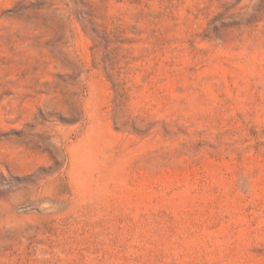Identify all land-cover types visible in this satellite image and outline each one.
<instances>
[{"label":"rangeland","instance_id":"obj_1","mask_svg":"<svg viewBox=\"0 0 264 264\" xmlns=\"http://www.w3.org/2000/svg\"><path fill=\"white\" fill-rule=\"evenodd\" d=\"M0 264H264V0H0Z\"/></svg>","mask_w":264,"mask_h":264}]
</instances>
